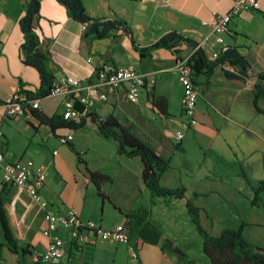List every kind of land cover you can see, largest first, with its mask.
Returning <instances> with one entry per match:
<instances>
[{
    "label": "crops",
    "instance_id": "obj_1",
    "mask_svg": "<svg viewBox=\"0 0 264 264\" xmlns=\"http://www.w3.org/2000/svg\"><path fill=\"white\" fill-rule=\"evenodd\" d=\"M29 1L0 0V150L9 162L31 160L37 167H44L47 179L41 195L53 212L65 214L74 209L84 221H94L108 230L126 225V214L150 202L139 159L119 155L115 141L105 139L89 119L77 129L58 125L53 130L42 123L40 115H63V97L41 99L35 120L5 114L4 103L18 87L27 96L41 86L38 71L26 65L21 54L24 34L19 20ZM258 1L259 10L244 12L232 20L229 31L220 35L223 43L217 41L219 35L212 27L203 23L229 12L233 0H83L93 21L119 20L127 31L131 30L112 29L107 38L100 40L88 35V25L72 19L58 0H40V13L34 22L41 48L49 54L55 81L68 75L96 82L95 72L103 64L133 68L146 75L138 104L129 103L121 89L107 102H96L91 112L99 117L114 115L126 129L170 160L168 172L173 179L167 177L166 181L173 186L163 184L168 172L161 177V184L171 189L185 187L187 196L183 200L157 199L151 219L161 227L165 239L198 264L209 262L201 239L195 237L197 243L192 241V235L196 236L193 232H198L189 216L187 200H193L201 209L202 225L211 235L242 227L249 241L264 248L258 242L264 243V237L262 241L251 236L253 230L264 234V208L253 205L255 193L244 177L255 186L264 181V113H258L254 104L259 81L256 77L228 79L225 71L237 73V69L227 63L210 77L200 76L196 80L199 124L178 142L176 121L182 117L183 87L174 68L179 57L195 49L183 44L173 51L158 49L143 57L137 48H149L175 31L195 41L212 61L228 49H237L249 62L253 75L264 73V0ZM158 96L167 100L166 114L152 104ZM258 106L264 111V100H259ZM170 129L173 135L168 133ZM71 132L74 140L62 144L59 138ZM192 144L204 152L205 161L174 166L177 152L186 153ZM96 146L106 148L99 152L98 166L83 169L78 154L87 155ZM89 171L112 180L98 187ZM258 209L259 218L248 219V213ZM2 216L19 248L29 247L31 253L46 249L49 239L43 234L44 211L23 189L4 184L0 177V264H21L20 255L5 243ZM130 242L139 250L142 264H183L178 254L160 245L140 238ZM24 264L35 263L29 256ZM61 264L134 263L127 244L95 239L85 246L67 244Z\"/></svg>",
    "mask_w": 264,
    "mask_h": 264
},
{
    "label": "trees",
    "instance_id": "obj_2",
    "mask_svg": "<svg viewBox=\"0 0 264 264\" xmlns=\"http://www.w3.org/2000/svg\"><path fill=\"white\" fill-rule=\"evenodd\" d=\"M58 1L67 7L72 19L88 25L87 34L93 35L95 39H105L112 29L117 28H123L125 32H131V30L127 31V27L119 20L93 21L86 12L83 0ZM40 8V0H30L19 20V26L24 34V43L21 46L23 62L35 68L41 79L40 88L35 93H27V97L30 100L47 98L55 82V76L50 67L49 54L42 50L40 38L35 32L34 22L40 13ZM183 44H189L195 49L190 62L193 68L195 84L200 76L206 75L210 77L217 68L227 63L237 69V73L225 71V76L228 79L245 81L251 77L257 78L259 82L255 85L254 104L258 113H264L258 106L259 100H264V73L253 75L249 62L237 49H228L218 59L212 61L195 41L173 31L165 34L153 46L142 49L137 48V51L144 57L150 56L153 51L158 49L173 51ZM152 104L160 113L166 114L167 100L164 97H156ZM39 119L42 123L50 125L53 130L58 125L72 128V125L67 123L62 116L48 118L40 115ZM91 121L97 125L99 133L105 139L115 141L119 155L131 159L137 158L142 163V180L145 188L150 193V202L125 215L128 220L126 226L130 240L140 238L144 242L160 245L163 249L171 250L178 254L184 260L183 264H198L196 260L188 258L170 240L165 239L161 227L151 219L152 207L157 205V199L174 198L183 200L187 196L185 187L171 189L161 184V177L171 170L170 160L160 156L148 143L126 129L122 122L112 114L104 117L93 114ZM74 128L77 129L78 127ZM78 156L82 163L83 161L80 159L79 154ZM89 174L98 187L112 180L109 176L99 172L89 171ZM244 177L255 193L253 205L264 208V181L255 186L246 175ZM195 196L198 195L195 194ZM187 210L198 234L202 238L203 253L209 264H264V248L249 241L243 234L242 227L239 229L226 228L214 236L202 225L201 209L195 205L193 200H187ZM2 229L7 247L13 253L19 254L20 262L24 264V260L29 256L31 257V250L29 247L22 249L16 245L3 216Z\"/></svg>",
    "mask_w": 264,
    "mask_h": 264
},
{
    "label": "built area",
    "instance_id": "obj_3",
    "mask_svg": "<svg viewBox=\"0 0 264 264\" xmlns=\"http://www.w3.org/2000/svg\"><path fill=\"white\" fill-rule=\"evenodd\" d=\"M259 9L258 0H233L229 12L217 16L211 23L204 22L203 25L211 26L213 32L219 35L217 41L223 43L220 35L229 31V25L235 17L244 12ZM193 53L179 57L174 68L183 87L182 117L176 121L178 128L175 138L178 142L183 141L187 132L199 124L197 118L199 93L193 80V68L190 64ZM95 74L96 82L91 83L64 75L54 82L49 93L48 97L64 98L65 110L62 117L72 125V128L80 126L85 120H91L93 116L91 109L95 103L107 102L110 95L121 89L125 91L129 103L138 104L141 92L146 86V75L133 68L103 64ZM40 102L41 99H28L23 95L22 88L18 87L4 103L5 114L9 118L38 119L35 112L40 109ZM59 140L64 145L70 144L74 140V135L71 132L61 136ZM0 177L4 184L23 189L31 202L44 211L43 234L49 239V243L43 251H32L31 258L35 264H61L67 244L85 246L94 242L95 239L127 244L133 263L142 264L139 250L130 242L126 225L120 224L108 230L94 221H84L74 209L68 210L65 214H57L50 210L48 202L41 195L47 179L43 166L37 167L31 160L9 162L4 152L0 150Z\"/></svg>",
    "mask_w": 264,
    "mask_h": 264
},
{
    "label": "rangeland",
    "instance_id": "obj_4",
    "mask_svg": "<svg viewBox=\"0 0 264 264\" xmlns=\"http://www.w3.org/2000/svg\"><path fill=\"white\" fill-rule=\"evenodd\" d=\"M167 131H168V133H170L172 135L174 134L173 129H170ZM105 150H106V148H103L100 146L93 147V149L87 155H85L83 153L80 156V159L82 161H84L85 163H81V161L78 159L79 163L81 165H83V169H85V170H86V168H89L90 165L92 166V168H94V167L98 166V164H99V161H98V156L100 154L99 152L105 151ZM195 160H200L199 163L202 164V162L205 161L204 152L202 150H200L195 144H192V146H188L186 153L182 154V152L178 151L176 156L173 158L172 163L174 164V166L179 165V164H181V165H183V164L193 165ZM167 177L173 179V174H171V172H168L167 176L163 180V184L167 187L173 186V185H171V183L169 181H166ZM256 186H258V184H256ZM254 211H256V212H254ZM241 212L245 213V211H241ZM249 218H253V220H257L259 218V209L253 210L252 214L248 213V219ZM203 223L206 224L207 220L205 219L203 221ZM205 226L208 228V225H205ZM193 233H195V235H196V236L192 235L193 236V239H192L193 243H197V238H195V237H198V239H201V241H202V238L199 234H196V232H193ZM248 234H250V233H248ZM251 234H252L251 236H253L252 238H254V236H256L257 240L263 241L264 234L262 231L253 230L251 232ZM0 236H1V233H0ZM258 242H259V245L264 244V243H261V241H258ZM254 243H255V241H254Z\"/></svg>",
    "mask_w": 264,
    "mask_h": 264
}]
</instances>
